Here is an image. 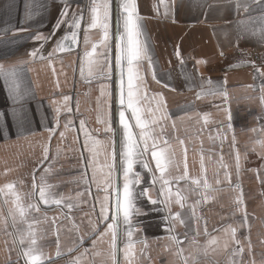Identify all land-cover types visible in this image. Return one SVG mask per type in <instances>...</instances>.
I'll return each instance as SVG.
<instances>
[{
	"label": "crops",
	"instance_id": "obj_1",
	"mask_svg": "<svg viewBox=\"0 0 264 264\" xmlns=\"http://www.w3.org/2000/svg\"><path fill=\"white\" fill-rule=\"evenodd\" d=\"M239 2L241 7L237 11V0H136L138 13L142 17V29L150 43L157 79L161 81L157 83L152 79L145 62L142 71L145 73L147 91L148 94L163 93L167 102L166 112L171 117L166 121L165 135L176 154V160L180 162L179 169H170L171 175L182 174L186 148L189 175H200V159L203 156L207 179L215 191H208L206 195L209 199L198 206L197 214L202 217L198 222L189 219L187 209L181 210L178 205H173V212L182 211L189 224L187 229L184 225L176 224L173 234L181 241L179 245L173 243L161 227L164 213L150 211L153 206L147 198L139 199L137 206L148 215L135 218L134 222H141V230L135 233L134 239L145 241L147 247L137 243L132 264H184L185 257L188 264H193V256L197 258V264H230L233 260L242 261L243 264H264V143H257L264 142V104L261 103L259 90L264 77L256 74V68L264 71V39L259 31V21L249 19L250 15L256 17L259 13L244 12L245 0ZM115 3L116 0L113 33L118 27ZM25 5L30 7L26 8ZM62 6L63 0H0V64L5 69L16 67L21 90L28 89L32 93L26 103L30 122L20 126L11 115L13 108L20 105L14 104L10 98V82L6 84L4 77L0 76V113H4L0 117V186L15 181L16 191L23 198L22 202L27 204L29 199L26 194L31 191L32 173L38 170L37 178L43 174L47 183L53 185L51 191L57 197H72L71 201L66 199L65 202L78 203L79 206L69 213L63 205L41 204V212L29 213L27 223L21 221L17 214V223L13 228L12 217L9 216V210L14 209L11 202L13 197L0 194V264H25L18 240L27 231L28 223H32L38 245L54 259L55 264H72L77 258L79 264H110L106 242L110 237H105L102 242L92 235L99 208L94 213L91 208L93 197L87 194L77 197L76 193H87L85 165L81 155L89 157L84 149L85 131L102 142L98 148L101 153L108 141L110 134L105 133V125L97 122L98 115L103 118L107 110L104 98L100 96V88L102 84H110V91L117 95L118 73L113 75L111 81L91 78L89 82L80 75L78 53L82 55L85 48V29L90 19L89 0H70L71 11H83L79 43L74 46V51L56 52L50 58L51 63L32 59L30 52L42 43L33 39L36 33L48 35L55 30V36L43 46V55L47 57L55 47L56 40L70 32L67 25L54 29ZM29 10L32 12L31 18L27 15ZM87 36L90 41L88 50H91V43L100 39V33L92 29ZM177 48L179 58L175 54ZM208 79L213 84L226 87L227 102L220 96L196 98L202 84L205 90L208 88ZM164 84L170 87L165 88ZM64 96L70 98L67 104L71 111L64 108ZM57 107L61 109L59 115L55 111ZM118 107L115 102L111 106L114 128L118 127ZM224 108L231 112V129L227 128L228 121L222 111ZM204 113L210 114L206 125L202 119ZM80 121L85 122L83 131ZM65 124H68L67 128ZM49 129L53 131L50 133ZM61 132L64 133L63 137ZM225 135L227 139H223ZM178 139L184 140L183 146ZM45 147L49 148L47 160L43 158ZM237 153L240 157L239 172L236 169ZM221 156L223 163L228 165L231 185L224 180ZM99 162L102 166L103 154ZM45 168H50V171L45 173ZM135 170L140 171L145 179L148 178L146 170L139 164ZM217 172L222 181L219 185L215 182ZM88 176H91L90 170ZM144 186L142 183L139 187ZM192 187L183 181L179 184L190 204L200 199L201 191H189ZM91 192L97 194L95 185L91 187ZM241 193L243 211H236L235 199ZM99 195L102 196L103 192ZM151 195L155 198L156 192L153 191ZM5 199L8 203H4ZM45 213L47 222L33 223L34 220L43 221ZM245 213L247 225L241 226ZM66 214L69 218H66ZM53 217L58 218L55 223ZM110 222L100 224L99 231H104ZM228 225L237 228L236 237L240 245L223 233V228ZM205 227L208 235L204 234ZM119 228L122 247L126 239L123 234L125 225L121 223ZM196 229L199 235H196ZM186 231L188 239H185ZM57 234L62 253L58 258ZM193 236L199 242L197 245L190 243ZM213 236L219 237L218 245L207 244ZM79 237H83V244L77 243ZM94 239H97L95 246ZM226 239L229 240L227 249L224 248ZM240 246L244 248L242 255L234 256L233 250ZM178 247L184 250L182 256L174 254ZM69 248L73 251L69 252ZM120 260L121 264H126L122 253Z\"/></svg>",
	"mask_w": 264,
	"mask_h": 264
},
{
	"label": "snow or ice",
	"instance_id": "obj_2",
	"mask_svg": "<svg viewBox=\"0 0 264 264\" xmlns=\"http://www.w3.org/2000/svg\"><path fill=\"white\" fill-rule=\"evenodd\" d=\"M29 8V5H25ZM241 4L237 0V11H239ZM116 16L118 27L115 33L112 32L113 26V12L114 0H89L90 19L85 29L84 51L80 55V75L82 78L90 82L91 78H101L111 81L114 74L118 73V92L114 95L110 91V84H102L100 88V96L104 98L103 102L106 105V112L104 117L98 115L97 122L105 125L104 131L110 134L108 141L105 142L104 151L98 150L101 141L93 139L87 131H85L84 149L89 153V157L84 160V182L87 185V193L77 192V197H82L85 194L93 197L91 204L92 211L95 213L97 207L99 212L97 214L96 224L93 225L92 235L96 236L98 240L104 242L105 237H110L106 242L108 243V260L110 264H121L120 254H123L126 264H132L135 255V248L137 243L147 244L143 240H135L134 235L140 231V223L134 222L135 218L141 215H148L147 212H142L141 208L137 206V201L141 198H147L148 202L153 206L150 211L156 213H164L161 217L163 224L161 227L169 236L168 238L175 244L179 245L181 241L173 233L175 232L176 224L184 225L189 228V224L184 217L182 211L173 212V205H178L181 210L187 209L189 219L199 221L202 217L197 214V208L201 203L209 199L206 195L208 191H215L212 189L206 175L203 156L200 159V175L190 176L187 164V149H184L183 172L180 175L172 176L170 169L175 167L180 168V162L176 160V154L171 149L168 139L165 135L166 121L171 119L170 115L166 112L167 102L162 92L148 94L147 82L145 73L142 71L143 65L147 62V69L151 73L152 79L157 83H161L157 79L153 58L150 52V43L142 29V17L138 13L136 0H116L115 3ZM243 10L246 13L258 12L256 17L249 16V19L258 20L260 23L261 38L264 39V0H245ZM29 18L32 12H27ZM83 20V11L76 12L70 9V0H63V6L60 11V18L57 20L54 29L58 30L61 25H67L70 29L69 33H65L56 40L55 47L48 56L43 55L44 43L55 36V30L48 35L43 33H36L33 37L36 41H41L39 48L33 49L30 56L33 60H48L51 63V57L56 52H73L74 46H77L79 30L81 29V21ZM240 23H245L241 21ZM95 29L100 33V39L91 43V50H88L90 43L87 32ZM255 34V33H253ZM69 43H65V42ZM100 49L98 52L97 49ZM175 54L180 57L179 48L176 49ZM223 54V53H221ZM114 60V64H113ZM183 61L181 60V63ZM197 63H205V61H197ZM240 65H232L231 67H239ZM258 77H264V71L256 68ZM0 76H3L6 84L10 82L9 87L10 98L14 104H19V108H13L11 115L13 119L20 125L24 126L30 122L29 109L26 107L27 98L32 95L30 90H21L19 82V72L16 67L5 69V66L0 64ZM208 88L205 90L203 84L201 91L197 92L196 98L200 99L203 96H220L224 101H228V91L223 84H213L211 79L206 81ZM226 84V80L224 82ZM169 88L168 84L163 85ZM248 87H254L249 85ZM261 93L260 100L264 104V83L259 85ZM68 96H64V108H68ZM118 103V127H113L111 106L113 103ZM98 107L100 106V98L97 100ZM59 115L61 109H55ZM227 118V128L231 129L232 115L228 108L222 109ZM4 113H0L3 117ZM199 115V114H198ZM210 114L204 113L202 119L206 125L209 122ZM58 123V121H57ZM69 123H71L69 121ZM68 124H65V128ZM85 122L80 121V128L83 131ZM175 130V122L172 124ZM223 124L221 125V128ZM159 129V133H157ZM53 130L49 129L51 133ZM218 135L220 129L218 128ZM255 131V129H253ZM61 137L64 133H60ZM223 139H227L226 135ZM233 146L235 145V135L233 134ZM91 141V146L89 145ZM180 145H184L183 139H178ZM257 143H264L257 141ZM110 148V151L108 150ZM49 148L44 149V160L48 159ZM104 156V163L101 166L99 162L100 155ZM154 162V167H152ZM147 172L148 178L141 174L140 171L135 170L136 165ZM220 166L225 169L224 180L228 181L231 185V174L227 171L228 165L223 163L221 156ZM240 157L239 153L236 155V169L239 172ZM89 170L91 176H88ZM36 171L32 173L31 191L26 194L29 199L27 204L22 202L21 195L16 191V182H8L0 186V194L5 197H13L12 204L14 209L9 210V216L12 217V227L15 228L17 223L16 215L20 217L21 221L27 223V216L31 212L40 213L41 204L44 206L55 205L68 209L70 213L74 207H78V203L65 202L72 200V197L65 198L63 195L59 197L51 191L53 185L47 183L45 176L41 174L39 178L36 176ZM50 168H45L44 172L48 173ZM216 184L222 183L217 172ZM122 177V184L120 178ZM190 184L194 187L189 191H200V199L194 203H188L187 196L179 188L180 182ZM146 186L139 187L141 184ZM95 185L97 194L93 195L91 187ZM239 188V185H236ZM103 195H99L100 192ZM155 191L156 196L153 198L151 193ZM4 203H8L5 199ZM237 205L236 211H243V198L242 193L235 199ZM111 214V215H110ZM235 215V212L233 213ZM66 218H69L66 214ZM58 218L53 217V223ZM48 217L45 213L43 221L34 220L33 223L47 222ZM111 220L107 223L104 231H99V225ZM125 225L123 234L126 239L121 247V230L120 224ZM6 224V221H5ZM247 225V215L243 216V223L241 226ZM98 233V235H97ZM196 235H199V230H195ZM223 233L226 237H230L237 245H240V240L237 239V228L228 225L223 228ZM204 234L208 235L207 228L204 229ZM185 239L189 238V234L185 232ZM42 238V237H41ZM91 238V236L89 237ZM97 239L93 240V246L96 245ZM83 237H79L78 244H83ZM18 243L22 246V257L25 264H55L51 256L46 255L42 248L38 245V238L32 223H28V229L19 237ZM192 245H197L199 242L193 236L190 240ZM208 245H218L219 237H211L207 241ZM26 246V247H25ZM56 257L61 256L59 235L57 234L56 241ZM229 247V240L224 241V248ZM250 247V243H249ZM69 252L73 251L72 248L68 249ZM87 251V249L85 250ZM183 248H177L174 253L177 256L183 255ZM244 251L243 246L233 250L234 256H241ZM207 250L205 249V254ZM98 254V253H97ZM193 264H197V258L193 256ZM72 264H79V258L72 262ZM184 264H188L187 258H184ZM230 264H243L242 261H231Z\"/></svg>",
	"mask_w": 264,
	"mask_h": 264
}]
</instances>
